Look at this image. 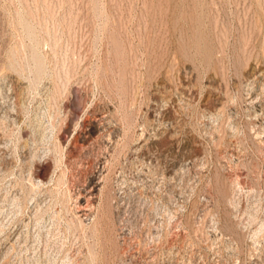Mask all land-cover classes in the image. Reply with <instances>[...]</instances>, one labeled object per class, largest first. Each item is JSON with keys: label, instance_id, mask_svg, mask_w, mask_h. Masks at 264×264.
<instances>
[{"label": "rangeland", "instance_id": "374dc122", "mask_svg": "<svg viewBox=\"0 0 264 264\" xmlns=\"http://www.w3.org/2000/svg\"><path fill=\"white\" fill-rule=\"evenodd\" d=\"M0 264H264V0H0Z\"/></svg>", "mask_w": 264, "mask_h": 264}]
</instances>
